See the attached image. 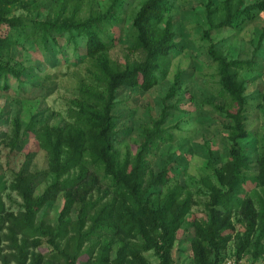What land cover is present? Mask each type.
<instances>
[{"label":"trees","instance_id":"16d2710c","mask_svg":"<svg viewBox=\"0 0 264 264\" xmlns=\"http://www.w3.org/2000/svg\"><path fill=\"white\" fill-rule=\"evenodd\" d=\"M47 1L52 3L51 12L44 19H37L31 14L41 8L42 0H0V29L6 27L8 32L17 31V39L32 41L34 48L46 55L51 51L62 53L58 39L71 44L74 52L82 46L85 57L92 61L90 75L93 83L79 89L80 98L72 101L70 109L72 121L65 126H50L43 121L30 120L22 128L18 118L12 120L10 135L5 139L8 140L6 146L11 152L19 151L22 137L31 134L46 155L53 181L43 193L34 197L36 174L24 176L17 173L12 185L19 192L24 209L16 217L8 215L0 200V234L7 229L11 242L16 241L17 233L22 234L23 245L18 247L16 264H24L26 243L35 237V246L40 245L38 238L47 239L56 252L50 255L53 261L62 259L64 264H76L78 250L69 255L60 249L57 239L67 237L69 224L65 218L78 205L74 246L79 248L82 242L92 241L95 237L97 242L94 247L98 248V253L92 264H149L142 253L150 250L159 258L160 264H172L170 251L180 220L189 208V201L181 199L183 187L179 185L167 189L162 202L155 208L149 205L146 197L151 188L163 186L169 181V169L164 167L153 173L148 156L159 144L172 139L164 129L172 115L170 107L164 102L180 90V75L174 77L168 88L157 119L144 129L142 142L131 160L121 161L114 145L117 131L113 110L119 90L148 91L158 84L159 75H166L169 57L178 47L172 22L178 0H144L139 5L131 18V51L141 56L122 65L110 60L108 53L117 44L115 29L122 22L120 12L126 0H112L104 12L84 19L76 16L77 10L66 15L69 3H81L82 0ZM14 10H22L28 17L12 15ZM205 11L207 30L202 35L208 42L207 52L216 67L220 89L235 111L231 113L225 107H215L232 122L228 127L231 131L228 158L225 165L216 168L208 151L211 157L207 167L219 186H211L203 180L210 192L208 219L194 229L191 247L195 256L200 258L205 252L213 253L214 261L207 263L204 258L200 264H219L222 260L220 253L229 240V236L222 234L233 230L231 218L238 212L246 228L243 237L237 240L238 255L253 248V257L257 259L264 253L261 244L264 239V153L258 158L256 176L250 178L245 174L250 170V157L240 144V140L251 135L246 128L249 101L245 94L246 81L241 74L243 71L253 72L257 64L254 58L228 59L210 36L212 31L222 29L241 30L264 11V0H255L251 4H245L244 0H207ZM8 35L0 36V90L5 91L10 88V78L19 87L24 86L23 74L26 70L12 58L11 50L18 42ZM263 41L264 26L257 48ZM259 98L264 107V93ZM101 175L112 189L113 196L108 203L96 209V205L88 203L86 198L96 188ZM250 182L253 189H261L263 197L256 193L244 195L245 185ZM2 189L0 176V191ZM59 193L64 194L65 200L56 228L35 224L40 209L45 203L55 200ZM92 211L93 214L90 213ZM86 223L88 228L83 231ZM254 235L256 237L252 241ZM138 238L140 240L134 243L133 240ZM112 252L115 257L111 260ZM41 263L42 260L34 255L31 264Z\"/></svg>","mask_w":264,"mask_h":264},{"label":"rangeland","instance_id":"374dc122","mask_svg":"<svg viewBox=\"0 0 264 264\" xmlns=\"http://www.w3.org/2000/svg\"><path fill=\"white\" fill-rule=\"evenodd\" d=\"M143 1L126 0L122 6V22L115 29L117 44L108 53L110 60L115 63L122 65L141 56L131 51V18ZM244 1L245 4H251L255 0ZM111 2L112 0H82L81 3H69L66 15L77 10L76 16L84 19L89 15L104 12ZM206 3L207 0L176 1L172 22L178 47L169 57L166 75H159L158 84L148 91L128 88L119 90L117 105L113 110L117 131L114 145L121 161L131 160L142 142L144 129L150 127L151 122L157 119L168 88L174 77L180 75V90L164 102L172 112L164 125L166 134L172 139L159 144L148 156L153 173L164 167L169 169V181L163 186L151 188L146 197L149 205L155 208L162 202L167 189L179 185L183 187L181 199L186 198L189 201V208L180 220L170 251L172 264H200L204 258L207 263L214 261L213 253L205 252L203 258L195 256L191 241L197 225L208 219L207 204L210 192L203 180L211 186H219L216 177L207 167L210 156L208 151L211 152L210 157L216 168L225 165L228 158L231 132L228 127L232 122L224 114L217 112L215 107H225L231 113L235 111L229 106L228 97L220 89L216 67L207 52L208 42L202 35L203 31L207 30ZM51 9L52 3L42 0L41 8L33 12L31 17L44 19ZM12 13L15 16L28 17L22 10H14ZM263 26L264 11L239 31L222 29L212 31L210 36L228 59L254 58L257 64L253 72L243 71L241 74L246 81L245 94L249 101L246 128L251 135L240 140V144L250 157V170L245 172L250 178L256 176L258 158L264 153V107L261 106L259 98L260 94L264 93V41L257 48ZM7 34L13 41L18 42L11 50L12 58L26 68L23 74L24 86L19 87L17 82L10 78L9 90H0V176L3 187L0 200L5 213L16 217L24 208L19 192L12 185L15 175L19 172L24 176L36 174L34 197L43 193L53 181V176L48 171L45 153L38 148L31 134L22 137L19 151L11 152L6 146L5 142L8 140L5 139L10 135L12 120L18 118L22 128L30 120L43 121L50 126H65L72 121L70 109L73 107L72 101L80 98L79 89L93 83L90 75L93 69L92 61L85 57L82 46L74 52L71 44L58 39L62 53L48 52V58L42 50L34 48L32 41L17 39V31L8 32L6 27H1L0 36L5 37ZM56 60L59 62H55ZM253 193L263 197L260 188L253 189V183H247L244 195L251 196ZM112 196V189L103 181L101 175L96 188L88 194L86 201L96 205L97 209L108 203ZM64 200V194L59 193L55 200L45 203L36 215L35 224L42 223L50 229L56 228ZM253 202L257 208L255 199ZM78 207H73L65 218L69 224L67 237L57 239V245L69 255L78 250L76 264H92V259H95L98 253V248L94 247L97 239L94 237L92 241L82 242L79 248L74 246ZM94 211L90 213L93 214ZM231 223L233 230L222 234L229 236V240L220 253L222 260L220 259L219 264L225 259H230L235 264H264V253L254 259L253 248L238 255L237 240L238 237H243L245 223L238 212L231 218ZM88 225H84L83 231L87 230ZM8 236V230L3 229L0 234V264H16L18 247L23 245L22 234L17 233L15 242H11ZM255 237H252V241ZM35 238L26 243L24 264H31L34 255L42 260L41 264H64L62 259H50V255L56 252L45 237L38 238L41 241L38 246L33 243ZM139 240L140 238L133 241L137 243ZM261 244L264 246V239ZM92 247L93 250H90ZM142 255L149 264H160L153 250ZM114 257L112 252L111 260Z\"/></svg>","mask_w":264,"mask_h":264},{"label":"built area","instance_id":"2783aa9c","mask_svg":"<svg viewBox=\"0 0 264 264\" xmlns=\"http://www.w3.org/2000/svg\"><path fill=\"white\" fill-rule=\"evenodd\" d=\"M221 264H235V263L230 259H225Z\"/></svg>","mask_w":264,"mask_h":264}]
</instances>
